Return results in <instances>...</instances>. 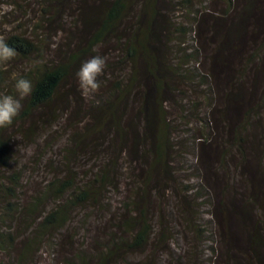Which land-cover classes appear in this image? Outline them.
<instances>
[{
  "label": "trees",
  "instance_id": "trees-1",
  "mask_svg": "<svg viewBox=\"0 0 264 264\" xmlns=\"http://www.w3.org/2000/svg\"><path fill=\"white\" fill-rule=\"evenodd\" d=\"M90 1V8H77V34L67 35L68 40L75 36L76 47L71 50L65 47L67 41L58 42V47L63 46L61 59L55 53L44 54L47 37L41 36L42 31L50 32V20L60 18L58 12L51 13L59 0H38L40 14L32 18L37 21L29 34L11 31L0 37L16 49L10 61L20 60L13 76L11 64L0 65V84L7 87L5 78L11 76L12 84L20 76L32 82V91L21 101L12 124L0 127V264H31L42 249L55 255L56 248L64 244L78 250L70 248L67 252L75 256L73 261L67 256L59 260L61 264H264V145L252 148L255 133L246 134L259 126L260 114L253 107L246 109L240 89L242 70L253 77L264 70V0H241L237 6L225 0L224 8L207 11L201 0L193 8L196 26L172 22L170 13L158 20L160 3L167 0ZM11 3L22 6L17 0ZM136 11L144 18L143 24L136 33L129 31L124 36L119 31L122 21ZM205 21L208 32L200 38L197 28L202 25L205 30ZM54 29L64 30L62 25ZM106 40L113 46L103 47V57L106 51L117 59L104 66L108 72L102 77L108 73L109 85L100 88L93 100L84 98L73 91V72L85 54ZM189 59L192 66L187 65ZM70 76L69 90L76 100L89 104L66 133L60 164L50 159L44 162L50 178L21 205L24 176L16 165L11 134L33 136L38 126L37 131H42L49 120L37 121L36 113L43 107L46 116L58 117L52 101L57 95L64 97ZM191 77L198 83L193 90L187 87ZM219 81L227 87L223 99L213 88ZM175 95L177 108L168 103ZM259 96L264 97V83ZM180 99L186 105L182 113L177 110ZM74 107L77 111L70 112V117L80 113L79 105ZM133 115L137 118L134 125L128 120ZM191 117L196 119L190 120L194 127L186 128L195 135L181 138H188L191 145L196 142L200 149L216 146V169L202 165L192 152L178 146L173 131ZM40 138L45 139L44 134ZM72 153L80 154L74 155V161L88 156L82 168H68ZM187 153L192 162L187 178L180 175V188L168 191L176 181L174 163L181 165L177 159L185 160ZM119 158L137 169L127 175L124 194L115 164ZM108 185L118 194L113 208L108 200L103 201L107 196L102 192ZM65 193L67 198L61 202ZM189 196L196 200L191 202L194 206L207 207V211L193 208ZM154 200L159 202L158 212L150 208ZM68 203H97L99 210L108 213H99L98 227L92 226L88 244L93 250L84 249L87 242L76 244L78 232L69 226L70 214L64 208ZM203 214L209 215L208 224ZM21 218L28 220L27 227L17 222ZM176 220L190 226L191 237L208 244L203 259L194 253L196 247L172 245L177 241ZM101 226L106 233L99 244L96 237ZM10 252L15 254L11 263ZM162 258H168L167 263Z\"/></svg>",
  "mask_w": 264,
  "mask_h": 264
},
{
  "label": "rangeland",
  "instance_id": "rangeland-1",
  "mask_svg": "<svg viewBox=\"0 0 264 264\" xmlns=\"http://www.w3.org/2000/svg\"><path fill=\"white\" fill-rule=\"evenodd\" d=\"M19 1L20 4H22L21 7H17L16 4H12L11 0H0V37L8 32L11 31H20L25 34H29L33 28L34 21H37V19L32 20L33 17L37 16V14H40V6L41 4L38 3V0H17ZM72 1V2H71ZM96 2H99V0H95ZM180 1L182 0H171L167 2L165 1L162 3L161 1V8L159 9L158 14H156V18L160 20L163 16H166L167 13H170L172 15V18H168V20L179 23L181 22V25L183 26H189L193 25L196 26L195 19H193V8H197L198 2L201 0H190L189 3L186 4H180ZM233 4L237 6L241 0H232ZM224 2L225 0H205V8L206 11L209 8L210 10H219L224 8ZM55 4V9L52 10V14L58 12L57 16L60 14V18H55L53 20H50V32L47 33L45 31L44 34L41 36H46V46H44L43 51L46 56L52 55L53 53L56 54V57L58 59L63 58V54L61 52V47H58V42L60 40L62 41H67V44L65 47L69 46L71 50H73L76 47V42H75V36H70L69 40L67 38V35H71L72 32L77 34L76 29H78V26L80 27L78 20H75L76 18V11L77 8L80 6L84 7L85 9L88 7L90 8L92 6V2L90 0H59ZM43 5V4H42ZM45 7V5H43ZM23 14H25L23 16ZM234 15V14H233ZM233 15L230 17V19L233 17ZM138 20L137 22H135ZM144 18L141 16V14L136 11L134 12L130 17L125 18L122 22H124L123 27H120V32L125 36L127 32L130 31V33L134 34L137 31L140 30V26L143 24ZM229 22L226 21V23L223 25V28L227 26ZM58 24V25H55ZM208 24V21H205V30L202 25H199L197 28V32L199 34V37H203L205 32H208V29L206 25ZM63 26L64 30H56L54 29L55 27L58 26ZM76 25V26H75ZM129 25V26H128ZM130 27V28H128ZM54 29V30H53ZM164 32V31H163ZM179 32H177L178 34ZM74 40V41H73ZM106 46H113L109 40L103 41L101 44H97L93 48V53H87L85 54V57L81 59V62L88 57L92 55H102V50L103 47ZM187 50H190L189 48ZM104 58H105V63H108L109 61H117L116 57L114 55L109 56V53H106L104 51ZM184 59H188L184 55ZM11 64L12 66V72H10V75H14L18 71V66L20 63V60L15 61V63L9 61L7 62ZM193 60L189 59L187 61V65L192 66ZM80 65V64H79ZM77 66V68L79 67ZM75 66L72 67L74 69ZM104 72L108 71H102V73L97 77L98 81L100 82V85L98 89L96 90L95 93L91 94L88 98H91L92 100L94 97H96V93L99 91L100 88H103V86H108V73H106L105 77H102ZM74 73V72H73ZM11 76V77H12ZM11 77L5 78V81L8 82V86L5 87L4 84H0V89L5 87L4 90L2 91H9L11 92V85L12 83L10 82ZM175 78V77H174ZM75 79V76H74ZM145 79V77L143 78ZM241 79L243 80L242 84L240 85V89L242 90V96L245 100V106L246 109L249 110L251 107H253L259 114H260V123L259 126H254L250 128L251 130L247 132L246 134H254L255 137L252 142V148L255 149H260L264 145V103L262 102V99L264 97H260V88L264 82V70L260 72L259 74L257 73L254 77L250 76L247 74L245 71L242 70V75ZM70 81H71V76L69 77V82L67 85L63 88V91H65L64 97H61L60 95H57L52 103L56 105V109L59 111L60 115L57 116H46V109L45 107L39 108L38 110H41L40 112L36 113V120L40 121V118L46 117L48 118L49 122L47 126H44L45 128L42 131H37L39 129V126L37 128H33V136H24L19 132H16V134H11V138L13 141V149L16 153L15 156V161L16 165H18L22 171H23V184L22 188L24 190V194L20 197L19 202L21 205L26 204V202L29 200V197L34 194V191L38 188H40L44 182H47V180L51 176V172L48 171V168L44 166L45 161L51 160L53 164H60L63 158V147L67 141V132L71 131L72 129V124L76 123L77 120L80 117V115L83 116L84 110L86 108V105L88 106L89 103H83L79 99L76 100V97L73 93L76 92L78 95L80 94V91L78 89L76 79L74 81V87L73 91L70 89ZM189 81V80H188ZM213 81V80H212ZM211 81V84H212ZM190 85L187 84V87L190 90H193L196 86H198L196 83V79H193V77L190 78L189 81ZM225 83L223 81H219V83L216 85V83H213V88L217 91L216 95L219 96L220 99H223L226 97L225 90H227V87L224 85ZM146 86V85H145ZM150 86V84H148ZM225 86V89H222V87ZM154 91V90H153ZM214 91V90H213ZM199 92V98H200V91ZM123 96V95H121ZM176 95L174 96L173 99H170L168 103L174 104L177 108L176 105ZM76 105H79L80 113L78 116L70 117V112H76L77 108L74 107ZM185 103L182 99L178 100V112L185 111ZM128 107H126L127 109ZM37 110V111H38ZM254 111V110H253ZM255 111V112H256ZM141 114V113H140ZM205 112L202 113L201 115L204 116ZM142 116V114H141ZM139 119H141L139 117ZM209 119V118H208ZM208 119L206 120L208 122ZM128 120L134 125V123L137 121V118L135 115L132 117L128 118ZM190 120H196L195 118L188 119L186 120L187 123L182 125L178 130L173 131L174 137L177 138V143L178 146L181 147L182 149H186L188 152H192L193 156L197 158L198 162L201 163L202 165H205L207 167H212L216 169L215 163H213V160H215V155L216 152L214 150H217L216 146H204L202 149H200V145L194 142L192 145L187 142L188 138H185L182 140L184 135L192 133L193 137L195 135L194 130L189 129L187 130L186 127H190L191 123ZM190 121V122H189ZM41 123V122H40ZM194 127V124H193ZM183 128H185V132H180ZM38 133H41L42 135L44 134L45 139L41 140L42 138L38 137ZM179 133V134H178ZM225 147V145L221 146ZM220 147V148H221ZM104 152H106V158L110 155L109 149L107 148L106 144L103 146ZM74 155H79L78 153H72L69 154V158L67 160V166L72 165L68 168H76V167H81L82 162L84 159H87L88 156L84 155L80 157V160L78 157H76V161H74ZM125 155H127L125 153ZM187 158L182 159L178 157V162L181 163L179 165L178 163H174L176 168V181L174 182V186L172 185V189L169 190H177L180 188V175L187 178L185 174H188L192 162L190 160L191 154L187 153L186 155ZM118 167V170L120 171V176H119V185H120V193L124 194V188L126 187L125 183L127 180V175L131 173V171L134 169V167L129 166L128 164H125L123 160L120 158L118 159V162L115 163ZM133 168V169H132ZM137 172V169H134ZM182 177V180H183ZM214 177V186H216V177ZM234 185H237L236 182ZM110 186H106L103 190V194H106L107 198H104V202L108 200L109 203H112L113 207H115V201L118 198V194L112 190H110ZM213 189H211L212 193ZM214 192V191H213ZM65 198H67V193H65L61 199V202L65 201ZM191 198V199H189ZM188 201L190 202L191 205H193V208H198L200 209L201 212L207 211V207H200L199 206H194L193 203L191 202H196V200L193 199V197H188ZM18 202V201H17ZM65 210L70 214V224L69 226L72 227V231L77 233L76 235V244L79 242H87L84 245V249L93 250V247L88 244V236L91 233L92 226H95L96 228L97 223L96 221L99 220L98 214L99 213H104L107 215L108 213L104 210H99L97 208V203H82V204H65L64 206ZM151 210L153 212H158L160 210L159 202L157 203L156 200L151 202ZM177 214V212H176ZM209 215L208 214H203V221L205 224H208V219ZM175 218V217H174ZM176 219V218H175ZM28 220H25L21 218V220H17V222L20 224L21 227H27L28 224L26 223ZM16 226L17 224L14 223ZM1 225V224H0ZM76 225V230H73V226ZM61 228L63 231L65 228ZM190 226H187L184 221L176 220V223L174 224V233L176 237V243H173L172 245L176 246H181L183 249H192L196 247L193 251L196 255H198L199 259H203L207 255V249H206V243H201L196 239V236L191 237V230L189 228ZM106 228L101 226L99 228V232L97 233L96 239H98V243L101 244L103 241V237L101 236L102 234L106 233ZM26 232V231H25ZM174 238V237H173ZM204 238H207L205 236ZM216 238V237H215ZM66 241H68L66 239ZM70 248L77 249V247H71V246H66L64 244L63 246H58L56 248L57 252L55 255L50 253L49 250L42 249V252L39 254L37 257V261L32 262L31 264H61L59 260L63 261L64 257L69 256L71 262L74 259V255H72V252L70 251V255H68V250ZM15 254L13 252H10V263L14 259ZM168 258H162V262L167 263L166 261Z\"/></svg>",
  "mask_w": 264,
  "mask_h": 264
},
{
  "label": "clouds",
  "instance_id": "clouds-1",
  "mask_svg": "<svg viewBox=\"0 0 264 264\" xmlns=\"http://www.w3.org/2000/svg\"><path fill=\"white\" fill-rule=\"evenodd\" d=\"M17 52L4 39H0V65H5L16 56ZM105 66V58L92 55L83 60L74 72L80 94L88 98L98 89L100 82L97 77ZM12 91H0V127L11 125L21 108V101L32 91V82L22 76L14 79Z\"/></svg>",
  "mask_w": 264,
  "mask_h": 264
}]
</instances>
